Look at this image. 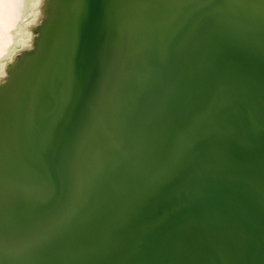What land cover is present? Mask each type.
I'll use <instances>...</instances> for the list:
<instances>
[{
  "label": "bare ground",
  "instance_id": "obj_1",
  "mask_svg": "<svg viewBox=\"0 0 264 264\" xmlns=\"http://www.w3.org/2000/svg\"><path fill=\"white\" fill-rule=\"evenodd\" d=\"M100 1L0 0V227L24 221L46 199L60 197L64 191L51 182L46 183L47 190L38 189L21 184L19 178L36 172L32 156L38 165H53L49 156L55 153L54 143L32 135V123H27L25 113L31 108L36 114L42 112L43 101L47 105L59 102L62 85L45 96L47 80L36 64L45 39H55L68 23V27L87 31L75 39L76 50L80 54L85 50L87 57H97L105 64L101 76L89 74L87 79L78 78L75 73L87 74L75 68L66 67L63 74H57L75 89L69 101L71 111L65 116H80L93 135L107 125L116 146L109 152L96 141L88 147L82 135L78 137L82 142L78 148H87L95 172L105 171L108 177L102 193L98 187L96 218L104 225L100 235L105 243L111 232H122L117 241L126 237L122 247L102 258V263L152 264L147 258L148 231L140 215L131 217V207L140 195L166 192V205L175 208L182 203L183 214L167 235L166 246L180 250L190 245L196 252L212 254L216 264H264V183L260 182L264 176V0H141L139 9L150 17L147 28L161 35L149 53L143 52L147 44L139 35L135 52L124 45L127 54L121 53L117 60L108 55L105 45L113 44V17L99 20ZM111 1L125 10L117 24L128 17L134 21L133 2L127 6L130 0ZM109 14L119 15V8ZM216 20L222 28L219 38L232 54L230 69L219 70L216 65L223 63L211 35ZM119 29L127 31L128 27L124 24ZM208 46L210 60L203 66L202 54ZM194 62L200 65L191 71ZM63 63L69 66L70 56L65 55ZM122 75L118 84L107 82ZM141 87L145 92L140 93ZM136 96L152 104L147 114L161 136L171 131L176 134L167 155L148 138L151 122L124 129L130 123V112L139 109L134 107ZM93 111H101L104 118H95ZM66 117H59L60 123L52 117L50 130L61 133L64 126L75 134L77 128ZM219 120L221 126L216 125ZM218 146L222 151H217ZM206 151V158L198 163ZM171 153L177 159L189 155L191 160L173 181L167 177ZM85 159L73 165L74 173L87 172ZM152 163H157L155 170ZM135 164L143 166L141 175H134ZM207 174L211 175L208 185L204 184ZM211 198L214 204L207 206L205 201ZM81 210L88 211V207ZM236 229H240L238 234ZM19 233L16 229L13 236Z\"/></svg>",
  "mask_w": 264,
  "mask_h": 264
},
{
  "label": "water",
  "instance_id": "obj_2",
  "mask_svg": "<svg viewBox=\"0 0 264 264\" xmlns=\"http://www.w3.org/2000/svg\"><path fill=\"white\" fill-rule=\"evenodd\" d=\"M134 3L136 6V12L131 16L132 22L128 17L121 24H117V20L125 10L117 7L111 0L100 1L98 18L104 20L109 17H113L111 25H113V31L111 41L113 44L105 43L107 53L109 56L114 57L116 60L120 57L121 53H126L124 45L131 46L135 52L136 42H138L139 35H143L141 38L143 43L147 46L144 48V53H149L154 41L157 42V38L161 35L156 29L147 28L150 23V17L139 9L141 0L126 1L127 6ZM119 8V15H110V10H116ZM126 25L127 31L119 29V26ZM66 26L60 29L56 33L55 39H45L43 42V51L38 63V70L46 78L47 86L43 85L45 96L51 94L54 90L59 89L62 85L61 91L58 96L59 99L53 105H47L46 101H43V111L36 114V109L31 108L26 111L25 117L27 123H32V135L44 138L48 137L55 145L53 156H49L52 166L38 165L34 161L32 156V168L36 172H33L30 177H20V183L26 184L38 189L46 187L47 182H51L56 186V189L64 191L60 197L46 199L40 206H37L32 213H28L30 216L26 217L24 221L20 220L15 222L10 227H0V264H103L102 258L107 256H113L115 254L116 247H122V242L117 241L118 237L122 235V232H111L112 236L105 238L100 235L102 231V222L96 218V208L100 201V193L103 192V185L107 182L108 177L105 171L95 172V165L93 158L88 154L87 148L81 150L78 148L82 142L79 140V136L82 135V141L91 147L92 142L96 141L101 147L111 152L112 149H116L111 139L108 136L107 125L103 124L100 130L94 135L93 131L88 129L87 122L83 121L80 116L75 118L66 117L65 112L71 111L72 99L75 89L65 80H60L57 74H63L64 68L69 70L77 69L80 73L84 72L87 75H79L75 73L80 79H87L89 74L101 76L105 64L102 65L103 60L97 57H87L85 50L80 54L76 50L74 44L75 39L81 36V33L87 32L84 29L72 28L74 26ZM218 20L214 21L211 25L213 31L211 35L214 37L217 44V53L222 58V64H216L219 70L226 68L230 69V62L232 54L230 49L224 45L219 36L222 28ZM133 32L130 37H123L124 33ZM138 34V35H136ZM160 41V40H159ZM90 43V42H88ZM92 45V43L90 44ZM170 50L169 48H166ZM197 47L195 51H197ZM71 51V53H66ZM211 46L205 47L202 54L205 66L209 60V52ZM70 56V65L67 66L63 63L64 56ZM199 63H193L189 66V69L193 71V68H199ZM126 68V67H125ZM123 68V70L125 69ZM76 72V71H75ZM123 78V75L117 80H107L108 83L118 84ZM115 81V82H114ZM140 93L145 92V88L141 87ZM70 91V93H69ZM69 93V94H68ZM134 107L138 110L130 112V123L125 125L124 129L127 131L131 125L152 124V133L148 135V138L155 142L156 149L161 150L167 155L171 147L174 145L177 136L174 132L161 136L158 131V125L152 121L147 114L148 109L152 110V104L144 97L136 96L133 99ZM60 106H58V104ZM75 109V106H72ZM37 115L33 120L29 118L30 115ZM118 115V109L115 112ZM66 117V122L76 127L77 132L73 134L71 129H67L64 126L60 127L61 133H53L49 127V121L52 117L58 119L57 123H60L61 118ZM92 116L97 119H103L104 114L100 111H93ZM217 126L222 125V121L216 122ZM132 132V131H128ZM75 140L76 145L72 142ZM223 147L218 146L217 151H222ZM206 153H203L198 158L197 162L202 163L206 158ZM149 158L153 156L152 153L148 154ZM84 164L87 170L86 173H74L72 171L73 165L80 162L79 159H84ZM189 155L181 159L174 158L173 153L168 158V164L170 171L168 173V179L173 181L179 177L182 167L188 165L190 162ZM134 175H141L143 166L134 165ZM152 170L157 168V163H152ZM261 175H264L262 173ZM211 180V175L207 174L204 184L208 185ZM109 181H111L109 179ZM260 182L264 183V176ZM98 185V186H97ZM194 185V184H192ZM99 187V191H98ZM47 190V187H46ZM157 195H160L157 197ZM71 199V202L67 204V201ZM169 199V195L166 192L160 194H143L138 197L136 201L132 203L131 217L140 215V219L144 222L145 229L148 231L146 237L148 238L147 249L150 256L147 258L152 264H216L214 257L209 252L199 253L194 250L190 245H185L180 250H174L165 245L167 235L172 228L180 222L183 218L182 203H177L175 208H170L166 205ZM60 203L58 208L54 207ZM207 206L214 204V199H207L205 201ZM81 207H88V211L81 210ZM166 208H170L167 211ZM88 212V213H87ZM151 223V224H150ZM20 229L18 236H13L14 231ZM240 229L234 231L238 234ZM137 247L134 248V253ZM97 250L98 254L94 255L91 251ZM229 255H233L230 250ZM248 261L251 260V256H245ZM255 258V255L253 254Z\"/></svg>",
  "mask_w": 264,
  "mask_h": 264
}]
</instances>
